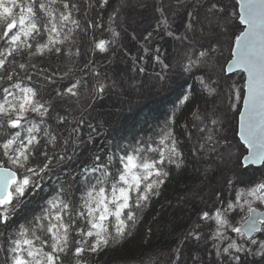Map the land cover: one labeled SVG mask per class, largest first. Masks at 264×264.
Returning <instances> with one entry per match:
<instances>
[{"label":"trees","instance_id":"16d2710c","mask_svg":"<svg viewBox=\"0 0 264 264\" xmlns=\"http://www.w3.org/2000/svg\"><path fill=\"white\" fill-rule=\"evenodd\" d=\"M194 2L197 0H110L106 8L96 6L88 12V18L102 27L77 33L73 37L75 44L64 46L72 47L73 51L78 48L79 56L69 57L62 51L58 55L34 58L32 63L37 68L30 70L31 81L20 72L17 82L22 80L37 87L44 99L53 98L55 90L62 91L75 80L82 81L83 95L78 102L67 97L54 101L57 111L47 123L58 134V140L48 151L50 155L66 152L72 158L59 164L54 162L51 171L39 181L41 187L27 196V202L17 210L10 224L18 225L39 215L47 200L61 188L78 202L92 179L84 169L93 165L97 155L101 157L100 162H105L107 156L120 154L123 148L131 150L145 140L159 141L160 130L171 122L174 114L172 127L185 158L184 167L177 170L169 166L170 175L160 194L151 199L148 207L139 210L131 235L98 254L85 253L84 260L86 264H193L194 258L200 257V264H213L207 252L213 251L209 237L214 222H201L199 214L220 207L249 182L264 177V166L247 169L241 166L246 149L237 135V110L240 111L242 103L234 101L232 95L233 86L236 90L244 89L245 76L240 71L226 73L234 35L244 28L232 15L238 8H232L234 0H223L230 14L227 22L217 23L213 19L211 25L193 24L189 31L188 12L196 11L191 7ZM79 3L83 11L84 0ZM116 7L120 8V15L112 23L110 16ZM205 15L206 5L199 8V18L202 20ZM163 17H167L166 28L158 27ZM113 31L119 35L114 37ZM94 38L97 42L99 39L112 41L109 51L95 50ZM200 51H208V55L200 58ZM190 59L200 60L199 68L194 66L188 70ZM165 64L167 68L163 67ZM40 69L45 71L40 73ZM53 73L56 74L54 82L44 79ZM201 78L216 89L213 95L202 87ZM100 84L105 86V92L94 99ZM184 95L189 96V101L182 104ZM196 108L201 119L193 115ZM57 112L67 118L65 123L57 121ZM212 120L217 123L213 124ZM73 128L79 131L72 132ZM209 135L213 139L209 140ZM65 139L69 141L66 145ZM230 148L238 154L233 155ZM42 160L38 150L36 162L42 163ZM159 196H163L162 202L152 208ZM255 206L264 208L259 203ZM243 215L246 213L233 212L229 218L239 222ZM143 222L148 223V230L139 241L138 231ZM197 224H201L197 231L204 238L199 242L184 239ZM17 230L11 228L8 235ZM178 245L180 260H176ZM4 257L0 249V264H4ZM63 261L75 264L71 250ZM247 261L264 264L259 256H249Z\"/></svg>","mask_w":264,"mask_h":264},{"label":"snow or ice","instance_id":"6c2138e0","mask_svg":"<svg viewBox=\"0 0 264 264\" xmlns=\"http://www.w3.org/2000/svg\"><path fill=\"white\" fill-rule=\"evenodd\" d=\"M109 3L110 0H84L86 7L82 11L79 0H0V236H3L0 249L5 253L4 264H64L63 257L70 250L75 264H86L85 253L98 254L131 235L139 210L148 207L151 199L160 194V188L170 175L169 166L177 170L184 167L185 158L172 127L173 114L171 122L160 130L159 141L145 140L131 150L123 148L120 154L107 156L105 162H100L101 157L97 155L93 165L84 169L92 179L78 202L61 188L47 200L39 215L18 225L10 224L17 210L27 202V196L41 187L39 181L51 171L54 162L59 164L72 158L66 152L50 155L48 151L58 140V134L47 123L57 111L54 101L67 97L78 102L83 95L81 80H75L62 91L55 90L53 98L44 99L37 87L22 80L17 82V78L23 71L25 79L32 80L29 73L37 68L32 63L36 57L58 55L62 51L69 57L79 56L78 48L73 51L72 47L64 46L75 44V34L102 27L88 18V12L96 6L104 9ZM205 5L206 15L201 20L199 8ZM191 7L196 11L188 12L189 31L193 24L211 25L213 19L217 23L227 22L230 15L223 0H197ZM232 8H238L232 15L245 27L234 35V48L230 47L226 71L232 73L239 69L246 73V93L233 86L232 98L243 107V111L237 110V135L247 151L241 158V166L247 169L264 166V0H234ZM119 15L120 8H114L110 16L112 23H116ZM159 26L167 27V17L162 18ZM118 35L113 31L114 37ZM168 35L174 33L168 32ZM111 43L105 39L97 42L94 38V49L106 53ZM207 55L208 51L199 52L200 58ZM156 59L159 60V56ZM194 66L199 68L200 60L190 59L187 69ZM55 75L44 79L53 81ZM201 85L209 95L216 92L203 78ZM104 92L105 86L100 84L93 98L98 99ZM188 101V95L181 98L182 104ZM193 115L201 119L199 108ZM56 119L61 124L67 120L58 112ZM212 123L217 121L212 120ZM5 128L9 131H3ZM78 131V128L72 129V132ZM208 139L213 137L209 135ZM68 142V139L63 140L65 145ZM38 150L42 163L36 162ZM256 203L264 205V177L249 182L220 207L199 214L201 222H214L209 237L213 251L207 252L213 264H249V256L264 259V212L253 207ZM233 212L246 215L239 222H233L234 218H229ZM13 227L18 230L8 235ZM200 227L201 224L195 225L184 239L199 242L204 238L197 231ZM180 258L178 245L176 260ZM200 261L201 258L196 257L193 264Z\"/></svg>","mask_w":264,"mask_h":264},{"label":"rangeland","instance_id":"374dc122","mask_svg":"<svg viewBox=\"0 0 264 264\" xmlns=\"http://www.w3.org/2000/svg\"><path fill=\"white\" fill-rule=\"evenodd\" d=\"M233 46H234V44H233ZM223 48V47H222ZM233 48V47H232ZM227 73V72H226ZM245 76V75H244ZM238 82V81H237ZM242 107V106H241ZM241 110V109H240ZM228 142L229 143H231V141L230 140H228ZM231 150H229V151H231V153L233 154V155H236V154H238V153H236V150L235 149H233V148H230ZM246 153H247V151H246ZM246 153L244 154V155H246ZM236 159L234 158L233 159V161H235ZM162 200H163V196H159V198L156 200V201H154L153 203H152V208H156L158 205H159V203L160 202H162ZM147 230H148V223L147 222H143V223H141V225H140V227H139V231H138V240L139 241H141L142 239H143V237L147 234Z\"/></svg>","mask_w":264,"mask_h":264},{"label":"water","instance_id":"95a60500","mask_svg":"<svg viewBox=\"0 0 264 264\" xmlns=\"http://www.w3.org/2000/svg\"><path fill=\"white\" fill-rule=\"evenodd\" d=\"M244 26V25H243ZM245 27V26H244ZM233 48H234V46H233ZM228 62H230V61H228ZM240 70L239 69H235L232 73H228L227 71V74H233V73H236V72H239ZM241 72V71H240ZM244 75H245V81H246V73H243ZM244 91H245V93H246V89H244ZM242 106V105H241ZM240 111H243V107H241V110ZM238 119H239V117H238ZM247 154V153H246ZM253 167H261V166H253ZM256 207V206H255ZM256 208H258V210L259 211H261V212H264V208H260V207H256Z\"/></svg>","mask_w":264,"mask_h":264}]
</instances>
